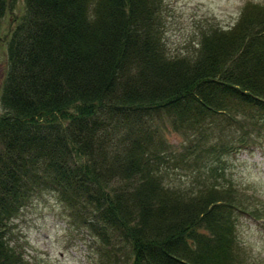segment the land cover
I'll list each match as a JSON object with an SVG mask.
<instances>
[{
  "label": "trees",
  "instance_id": "1",
  "mask_svg": "<svg viewBox=\"0 0 264 264\" xmlns=\"http://www.w3.org/2000/svg\"><path fill=\"white\" fill-rule=\"evenodd\" d=\"M155 1L24 0L0 87V264H24L9 236L31 180L87 229L93 264L118 249L130 264H252L236 218L257 213L216 183L261 135L244 119L264 117V5L172 54ZM15 3L0 0V22ZM162 113L186 145L149 139ZM177 169L196 181L173 185Z\"/></svg>",
  "mask_w": 264,
  "mask_h": 264
},
{
  "label": "rangeland",
  "instance_id": "2",
  "mask_svg": "<svg viewBox=\"0 0 264 264\" xmlns=\"http://www.w3.org/2000/svg\"><path fill=\"white\" fill-rule=\"evenodd\" d=\"M161 13V30L166 50L172 54L193 51L197 48L202 32L214 28L225 29L237 21L245 6L250 3L264 5V0H156ZM24 0H16L0 22V87L7 64L6 39L11 32L16 15L21 13ZM160 30V31H161ZM257 110V109H255ZM260 110V109H259ZM4 109L0 105V115ZM256 113V112H254ZM259 113L264 115V111ZM247 127L261 131L255 143L247 149L224 156L225 176L218 177L217 185L234 197L242 199L248 212L236 218V231L240 245L252 260V264H264V117L253 121L247 112ZM252 115V114H251ZM242 117V116H241ZM243 118V117H242ZM156 124L158 126L156 127ZM221 130V129H220ZM220 133H218L219 135ZM257 133L252 132L255 138ZM154 145L159 149H179L186 145V135L172 125L165 113L154 115L151 123ZM175 153H178L176 151ZM195 173L194 176H197ZM222 175V174H221ZM181 169L171 172L168 180L175 186L189 180ZM196 181L191 179L188 184ZM35 191L19 215L12 222L9 236L11 245L21 253L24 264H93L90 260L98 256L91 250L93 238L87 229L71 228L63 215L64 202L60 195L41 182L31 180ZM231 188H236L237 193ZM77 218V217H76ZM121 248V247H120ZM244 252V253H245ZM93 253V254H92ZM128 250H117L107 264H130Z\"/></svg>",
  "mask_w": 264,
  "mask_h": 264
}]
</instances>
